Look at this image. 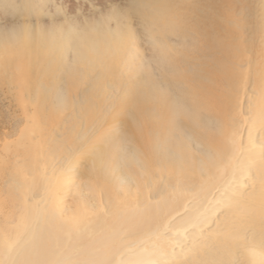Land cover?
Wrapping results in <instances>:
<instances>
[{
  "label": "bare ground",
  "instance_id": "6f19581e",
  "mask_svg": "<svg viewBox=\"0 0 264 264\" xmlns=\"http://www.w3.org/2000/svg\"><path fill=\"white\" fill-rule=\"evenodd\" d=\"M17 1L0 264H264V0Z\"/></svg>",
  "mask_w": 264,
  "mask_h": 264
},
{
  "label": "rangeland",
  "instance_id": "374dc122",
  "mask_svg": "<svg viewBox=\"0 0 264 264\" xmlns=\"http://www.w3.org/2000/svg\"><path fill=\"white\" fill-rule=\"evenodd\" d=\"M53 1H55V2L58 1L59 2L60 0H53ZM109 1L113 2V4H111V5L109 4L110 6L117 7V5H118V7H120V8L127 6L131 2V0H96V2L93 3V2H89V0H79V1L78 0H66V1L62 0L60 2L62 3L61 5H63V6H60V11L62 12V18L64 17V15L67 14L66 15L67 16V19H68V16H69L71 18L78 17L79 20H81L83 18H87L88 16H90L89 13L90 14H97V12L100 11L103 8L104 3L109 2ZM17 2H20L21 4L23 3L22 0H19ZM90 3H91V5L92 4H94V5L91 6ZM95 4H97V6H95ZM107 8H109V7H107ZM71 11H73L75 14L73 13L71 15V14L67 13V12H71ZM88 11H89V13H88ZM101 11L103 12V11H105V9L104 10H101ZM21 12H22V10H21ZM53 12H54V9H50V12H49L50 15H48V18H45V19H42L39 16L40 14H42V15L44 14L43 11L23 13L22 16H21V18H23L24 20H27L30 23L38 22V21H40V22L43 21V22L48 23V22H50L49 19H52V18H54L55 20H59L60 17L59 18L55 17L54 14H53ZM64 12H66V13H64ZM76 13H77V15L80 14V16H77ZM1 15L3 17V14H1ZM52 16H54V17H52ZM71 18H69V19H71ZM1 21L8 23V22H12L14 20H9V19L8 20H5L3 18ZM245 37L248 40V38H250V35L247 34V35H245Z\"/></svg>",
  "mask_w": 264,
  "mask_h": 264
}]
</instances>
